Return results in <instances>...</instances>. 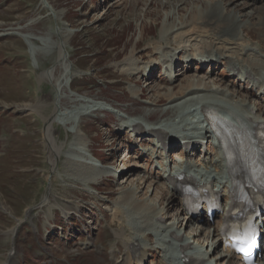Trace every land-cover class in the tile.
Returning a JSON list of instances; mask_svg holds the SVG:
<instances>
[{"label": "rangeland", "instance_id": "rangeland-1", "mask_svg": "<svg viewBox=\"0 0 264 264\" xmlns=\"http://www.w3.org/2000/svg\"><path fill=\"white\" fill-rule=\"evenodd\" d=\"M210 1L222 2L229 9L237 5V10H252L250 19L254 22L264 13V0L256 4L244 0H108L105 3L102 0H0V263L7 259V264L120 263L124 246L115 234L119 226L115 208L130 190L138 202L157 208L169 204L170 208L164 212L165 224L180 220L179 226H187L185 234H195L191 228L195 225L181 220L178 198L169 197V187L161 179L164 159L146 149L153 144L142 143L135 150V142H127L128 133L125 137L121 134L125 123L133 118L158 124L180 115L183 119L192 117L181 112L183 106L178 110L168 109L170 100L163 95L170 87L178 89L188 77L200 76L206 82L228 87L237 94L234 99L259 101L261 108H258L263 114L264 95L258 86L246 84L239 74L231 75L224 62L200 66L194 59L188 63L182 60L183 54H177L175 58L182 62H173L175 68L171 74L161 67L150 80L144 81L143 67L153 69L155 63H161L160 59L154 60V52L165 21L168 25L180 20L186 23V26L178 25L177 32L168 36L173 40L168 49L175 51L174 47L180 44L174 39L177 33L181 30L188 33L196 20L193 10H201L200 3ZM168 12L170 17L166 19ZM185 39L184 43L191 44L192 39ZM244 39L264 50V30L252 26ZM58 40H63L60 47ZM192 43L196 49V40ZM192 45L188 48L196 52ZM59 48L64 54L61 62H57ZM126 55L128 61L124 60ZM249 57L243 53V60L248 61ZM44 71L48 74L42 77ZM137 79L140 82L136 84ZM59 81H62L60 86ZM206 95L213 101H221L216 100L220 98L215 94ZM41 101L44 104L37 107ZM182 101L177 98L179 104ZM56 102L61 115L51 127L55 146L45 136L42 115L51 114ZM97 103L114 110H92L84 114ZM91 115L101 120L90 123ZM146 140H150V135ZM179 143L177 139L172 147H175L173 162L183 166L194 164L198 171L205 172L199 166L202 155L180 152L181 148L176 146ZM97 146L108 164L115 159V166L123 169L119 180H100V173L109 165L99 167L83 160L91 158L89 149ZM211 150L214 155L208 156L209 160L218 152L213 147L207 153ZM71 161L80 164L76 166ZM85 171H91L90 177L84 176ZM96 181L104 192L93 187ZM62 208L69 210L70 223L62 216ZM80 214L85 218L81 219ZM16 218L24 220L18 224ZM125 219L126 228L131 231L136 230L135 224H141ZM213 221L209 223L204 217L198 223L202 230L194 235V240L202 244V249L216 231L211 229ZM162 228L151 225L147 229L151 234L145 242L153 240L151 247L159 252L158 247L167 248L158 253L150 247L146 264H159L162 254L169 255L171 243ZM157 241L161 246L152 243ZM11 245L15 252L8 258Z\"/></svg>", "mask_w": 264, "mask_h": 264}, {"label": "bare ground", "instance_id": "bare-ground-1", "mask_svg": "<svg viewBox=\"0 0 264 264\" xmlns=\"http://www.w3.org/2000/svg\"><path fill=\"white\" fill-rule=\"evenodd\" d=\"M244 1L251 2L252 4L253 3L256 4V2L261 1V0H244ZM234 4H238V3H234ZM200 6H201V10L200 9H198L199 11L193 10V13L196 14L197 16L195 18L196 20L194 21V24L189 29L190 31L188 33L185 31L183 32V30H181L183 33L181 32V33H177V35L175 34L177 30L179 29L178 25L186 26V23L184 21L180 20L177 24L176 22H172L171 25H168V23H166L167 21H165L164 23L165 25L163 26L164 30H163L162 37L160 36L161 38L158 40L157 45H155L156 51L154 50L155 51L154 60L157 61L160 59L161 63L160 61H158V63H155L153 69L161 68L163 66L165 68V72L170 71V74H171L175 68V65L173 64V62L175 63L182 62L180 58H177V59L175 58L177 54L178 55L183 54L182 58L184 59L182 60L183 61L185 60L187 62L191 59H194L195 61L199 59L197 60V62L200 60H203L201 62L205 61L210 64L214 62L218 64L224 62L223 64L229 67L231 74L235 75L237 73H240L242 79L245 82L247 83L251 82L252 84H259V87L262 88V90L264 91V76L262 77L263 72H261L262 68L264 67V50H262V46H257L254 43L250 42L249 40L247 41L244 39V35L248 33V29H250L252 26L257 27L261 32H263L264 13L261 15L259 20L254 22L250 19L252 10H249L250 12L240 11L236 9L237 5H235L234 7L232 6L229 9L227 5L222 4V2L210 1V2H207L206 4L200 3ZM211 7H213V10H210ZM169 17H170V12L167 13L166 19H169ZM171 32H175L174 34L176 36L174 35L175 36L174 39L180 42L178 46L174 47L175 51L171 50L170 48L168 49L170 44L173 43V40L168 37ZM185 38L192 39V41L196 40V44H197L196 49H195V46L193 47L192 41H191V44H188V45L184 43L185 42L184 40H186ZM62 43H63V40L62 42L58 40L57 45L59 46L57 47H60ZM198 44L200 45L198 46ZM189 45H192V48L195 49L196 52L194 51L191 52L190 49L188 48ZM192 48L191 50H193ZM249 50L251 52H248ZM243 53H246L248 56H250L248 61L243 60ZM128 57L129 55L128 56L126 55L124 60H127ZM256 59L260 60V62L257 61ZM62 60H64V54L59 48L57 62H61ZM151 64L152 62L150 61V65ZM146 67L147 66L143 67V69L146 70ZM132 70L133 69H131L130 71ZM47 74L48 72L44 71L41 73V76L44 77ZM49 75L54 76V73L52 71L51 72L49 71ZM61 83L62 81L58 82L59 86ZM208 93L211 95L215 94L219 96L218 98H220V100L226 104L224 103L222 104L221 101L217 102V101L207 99L206 94ZM163 95L166 96L168 101L170 100V104L167 107L168 109L172 108L173 110H178V109H181V106L184 107V108L182 107L183 109H187L189 106L193 105V102L200 100L202 110L205 109L204 107H206V109H215V111L218 110L219 112L222 111L223 113L230 115L233 118V120L237 122V125L242 128L252 127L254 123L262 119L261 116H258L259 114L257 113V108L258 107L261 108L259 101L252 102L251 100H248V98L234 99V98H237V94H235L231 89H229L228 87H221L220 85H216L214 83L206 82L203 79V77H200V76L186 78V81L184 83L181 81V84L178 86V89L177 87L175 88L170 87L169 91H167ZM56 97L59 98L60 96L57 94ZM177 98L178 99L180 98L183 100L181 104L177 102ZM239 98L241 97L239 96ZM43 104L44 103L41 101L40 103L37 104V107H40ZM236 106H240V109H237ZM102 107L103 106L101 105L99 106V108H102ZM60 115H61V112L59 109L58 102L55 103L51 114L42 115V118L44 120L45 136L47 139H49V141H52V144L54 145H55L54 143L55 140L54 138H52L51 127H53L55 121H58V118ZM141 121L142 120L140 119H135V120L130 119V122H126L128 123L127 128L130 124V125L139 127L140 132H145L146 134L141 139L137 137V139H140V140L147 139V136L150 135L151 133H156L157 136L159 135V139L158 141L154 142L153 147L148 148L146 146V149H148V152L149 150L155 151L156 147L158 148V150L159 148L163 149L166 146L173 147L177 139L182 140L181 141L182 143L180 142L182 148H183V145L190 144L188 142H194L193 139L183 134L184 127L179 128V125H180L179 123L171 124V123L166 122V124H164L163 126H157L158 124L149 126V124H146L145 122L144 124ZM165 125L167 126L172 125V126L166 127ZM181 152H183V149L181 150ZM212 152L213 150H211L210 153H207V150H205V152L203 153L201 157V160H199V166L202 165V167L205 169L211 168L210 170L213 169L216 172V174H219V175L222 174V172H225V176H224L225 182L223 183V185L225 186V189H227L229 187L227 178H230V171L228 170V157L225 155L224 149L220 147L218 148V152L215 154V157L214 158L212 157L209 160V157L214 155V154L212 155ZM159 154H162L161 151H159ZM171 157H173L172 154H171ZM71 162L73 165H76V166L80 164L76 161L75 162L71 161ZM193 166L194 164H189V163L187 164V167L189 168H192ZM181 167L175 170V172H172L171 175L181 174L184 171L185 173H187L186 172L187 168L185 169ZM167 169L168 171L173 170L172 167L167 168ZM167 169L163 171H167ZM203 171L205 170L203 169ZM83 174L84 176L86 175L87 177H90L89 175L92 173L91 171H85V173ZM168 190L170 193L169 197L178 198L181 220H184V222H189L192 217L191 215L187 214V212L184 210L183 200L179 196V193L176 191L175 185L172 186L171 188H168ZM127 194L128 195L126 197L122 196V200L117 203V207L115 208L116 217L119 218L117 219L119 226L115 234L117 235V237H119L123 241V246H124L123 248L124 256L122 260L120 261V263H117V262L115 263L116 264H142L145 258V255L147 253V250L151 247V244H150L151 241L149 243L145 242V238H147L149 235V232L147 231V229L151 225L153 226L157 225L153 223L154 218L155 220L157 219L158 221H161L164 219L165 217L164 212L170 208V205L165 204L162 208L153 207L151 204L149 205L143 201L141 202L136 201L135 198L133 197L134 194L132 190L127 191ZM159 201L160 202L162 201V197L159 198ZM225 202H226V199H225ZM226 210H227V204L224 203V205L222 206L218 214L219 218L216 221V231L212 234L211 238H208L207 247L205 246L204 249L200 247L201 249L198 252H196V254H194L197 258H205L206 256H207V259L211 258V254L213 255V252L217 248L213 252L210 250H213L215 247L219 246L222 252H217L216 256L214 255L213 257L214 259L213 260L209 259V261H214L215 263H218V264H220L219 262L223 261V264H224L225 260L223 259H225V257H227L229 253L226 250H224V248L222 247V242H221L222 236L219 233V226L222 223L221 218L223 216V213ZM128 212L130 213L126 214ZM206 216L208 217V213H206ZM135 217L136 219H134ZM125 218L132 219L134 223L137 221H140L141 224L139 226L138 224H135L136 227L131 226L132 224L131 225L129 224L131 228L132 227L136 228V230L131 231L129 228L128 229L126 228V224L124 223V220L126 222ZM179 223H180V220H173L172 222L168 224L166 223L163 225L160 222L158 223L159 227H164L165 231H169V234L172 235L171 238L176 241L175 246L180 256L179 257L177 254L176 259H178L177 260L178 263H176L172 261L175 258L174 259L173 257L169 258V256H164L163 254L159 264H180V262H182V264H187V261L190 258H192V255H193L192 253L194 251H190V248L193 245V242L195 241L194 235L195 234L198 235L199 233H201V230H202L201 226H197L195 228V231H196L195 234L188 237L186 235L184 236V234L181 233V230L179 228L180 227ZM184 225L182 224V226ZM173 230H176V232L175 233L172 232ZM203 234L204 233H202V235ZM136 244L139 245L138 248H136ZM158 249H160L161 251L164 250L162 246L158 247ZM218 260H221V261H218Z\"/></svg>", "mask_w": 264, "mask_h": 264}, {"label": "snow or ice", "instance_id": "snow-or-ice-1", "mask_svg": "<svg viewBox=\"0 0 264 264\" xmlns=\"http://www.w3.org/2000/svg\"><path fill=\"white\" fill-rule=\"evenodd\" d=\"M239 250L241 252L245 253V255H247V248L246 247H241Z\"/></svg>", "mask_w": 264, "mask_h": 264}]
</instances>
